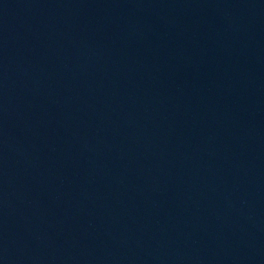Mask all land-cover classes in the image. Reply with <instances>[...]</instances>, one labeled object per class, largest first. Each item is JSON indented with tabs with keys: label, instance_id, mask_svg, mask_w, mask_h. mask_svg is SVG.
<instances>
[{
	"label": "water",
	"instance_id": "95a60500",
	"mask_svg": "<svg viewBox=\"0 0 264 264\" xmlns=\"http://www.w3.org/2000/svg\"><path fill=\"white\" fill-rule=\"evenodd\" d=\"M0 264H264V0H0Z\"/></svg>",
	"mask_w": 264,
	"mask_h": 264
}]
</instances>
